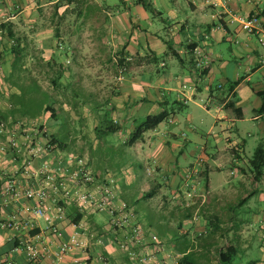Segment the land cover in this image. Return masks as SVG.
<instances>
[{
  "label": "crops",
  "instance_id": "1",
  "mask_svg": "<svg viewBox=\"0 0 264 264\" xmlns=\"http://www.w3.org/2000/svg\"><path fill=\"white\" fill-rule=\"evenodd\" d=\"M84 1L80 0L81 3H84ZM94 1L111 4L113 9L111 13L115 15L113 19L128 20L127 24L130 29L128 32H121L120 38L116 39V43L119 45V50L123 49L124 53L130 57V65L133 64L136 67L143 65L155 66L157 70L159 68L157 72L159 74L154 78V74L146 70L136 76L129 77L128 81L124 78L127 84L129 83L126 90H124V87L118 86L113 97V113L115 114L112 118L118 126L117 131L112 133L115 140L104 142L103 137L105 136L96 137L94 135L95 140L93 142L92 140L83 142V147L88 148V151H85L83 155L74 151V141L70 134L61 138L64 147H61L58 143H53L49 147L44 146V142L41 141L43 136L41 130L38 129V126L37 128L35 126L31 127L35 125L41 116L27 120L19 113L14 112V107L9 100L8 102L5 101V94L0 88V122L6 125L11 134L22 145V150L17 153L6 144V138L0 135V147L5 145V149L0 150V189L9 177L14 178L20 187H38L41 178L37 177L36 171L42 161L48 160L52 166H55L64 155H74L75 153V156L84 160L87 168L95 177L94 185L87 184L82 189L92 190L108 178L113 179L114 204L125 203L128 211H131L133 216H129L127 220L119 221L115 225L116 223L112 222L111 217L104 210L83 211L74 202L66 204L64 200L59 199L51 201L52 206L48 213L51 215L52 222L55 228L58 229L60 236L45 232L47 223L43 218L35 220V226L30 230V233H45L47 240L52 243L53 247L61 237L66 239L74 232L83 236L87 242V247L84 250H75L69 253L61 261V264H72L75 260L78 261L77 264H171L172 261L177 264L188 252H193L194 257L200 255V253H196L195 249L192 250L190 247L187 248L185 244L188 242L190 246L192 241L180 235L175 237V243L172 244L156 235L151 231L150 224L147 226V223L142 221L145 214L134 206V202H138V199L141 198L145 204L150 205L151 210L156 213L162 211L161 214L157 213V216L159 214V218L167 221V225L171 227L173 223L172 213L175 210H187L191 206L198 209L203 206L205 200H201L199 204H194L195 201L191 197H195V192L189 191L186 192V195L184 194V198L174 199L170 196L179 197L181 195L176 187L171 186V184L175 185L174 179L167 186L165 183L155 182L153 171L148 174L147 178L145 173L143 176H139L137 173V166L143 167L146 158L149 160L151 157H160L164 153V149H161L163 144L155 138L159 125L148 130L152 131V134H146V131L142 139L131 146L127 145L126 141L135 126V122H137V118L144 114L143 107L145 105L151 104L154 106L153 109L161 111L163 106L168 108L172 102H182L183 105H186L187 101H195L200 96L199 94L205 91L206 99L202 106L206 111H209L210 107L214 108L216 113L215 123L221 125V131H229L230 133L235 130L239 133L237 124L244 122L246 112L251 111V120L255 122L258 131L257 136L259 137L256 147L261 144L264 148V112L260 113L258 111L262 105V99L258 92L264 90V66L261 65L264 53L259 48L261 46L257 35L249 34L241 27L242 21L256 15L260 19L264 32V0ZM72 3L73 1L69 2L68 0H0V24L11 22L13 30L18 36L22 35L21 27L16 26V24L19 25L20 19H23L25 24H37L38 20L45 19L48 21L44 22L53 25L54 29H58L57 24L64 16H67V8ZM16 7L17 9H15ZM28 16H30V22H26L25 18ZM157 19L160 20V23L157 22ZM51 29L53 30V28ZM32 31L39 38L48 37V30L43 28L42 24H39V26L34 25ZM5 32L0 26V56H2L0 71L4 65L13 60L9 58L12 54L8 53L10 46L8 41L4 39ZM52 34L50 33V36ZM55 35L56 33H54ZM253 37L258 43L257 45L253 42ZM225 41H234L236 44V49L230 48L231 57L229 58L231 60L224 59L217 50H213V44ZM59 42L61 43V41ZM28 45L22 43L21 47L26 51ZM52 46L53 44L50 43L49 39L43 40L39 44L41 50L51 49ZM195 50H200L201 55L209 60L207 72L203 76L200 75L201 71L194 67ZM242 61H244V65L241 64ZM244 66L245 68L240 71V68ZM218 74L222 75L221 81L216 87H213L212 82ZM33 80L36 81L34 78ZM36 82L38 83L39 80ZM235 108H241L242 114L237 115ZM145 112H148V110ZM174 112L166 120L167 122L171 121L172 123L174 121ZM191 118L188 115L189 121H191ZM17 121H24L22 127L18 125L20 122ZM27 121H30L28 123L31 124L26 125ZM53 125H56L55 133L59 128L63 129L60 121H53ZM32 128L35 129V133L31 134L30 141H26V133L29 134L26 130ZM68 130L69 126L66 124L65 131ZM55 133L53 132V134ZM145 134L151 138L148 143H145L147 142ZM124 136L126 138H123ZM225 139L228 145L227 150L230 153L227 160L231 168H233V163L242 164V162H247L248 157H243L246 148V142L243 138L232 140L230 136H226ZM100 140L110 148H114L117 145L115 143L123 144L119 153L122 157H125V160L130 161V169L121 167V165L116 167L118 159L121 158L118 156L111 157L112 161H110L109 166H97L94 151ZM119 140L121 141L119 142ZM168 145L172 144L168 143ZM175 145L178 144H173V146ZM38 146L42 150L45 148V153L28 157L26 148H36ZM153 146L156 147L151 150ZM158 148L160 152L157 155ZM234 148L241 151V159L233 153L232 149ZM74 168L75 165L72 164L68 166L67 170L71 171ZM213 169L208 166L205 170L206 185L203 191L209 197L205 203L215 210L220 207L221 210L232 211V213L225 216V219L213 215L215 222L222 226L221 222L226 221L230 226L237 227L250 220L249 222H253L254 226L264 229V169L261 178L254 182L253 189L246 195L247 198L241 201L242 210L239 212H235L232 207L233 201L231 198L234 194L232 190L235 184L234 179L232 180V177L229 176L226 184H221L217 190H213L209 178V174ZM215 169L221 168L216 167ZM126 170H129V172ZM114 172L121 176L117 178ZM240 175L245 176L242 173ZM68 177V175H65L61 179L63 182L68 183ZM145 179L146 182L143 183ZM241 186L244 187L243 184ZM191 193H193V196ZM189 194L190 197H188ZM256 194L258 197H255ZM130 195H134L131 204L126 199ZM29 203L33 204V201L24 198L19 202L5 201L0 192V220L9 217L22 204ZM58 208H62V211L59 212ZM186 216H188L187 213L184 217ZM245 216L248 217L245 218ZM184 220L186 219L184 218ZM179 224L178 226H180ZM135 226L140 227L143 233L140 237V243L133 245L130 239L132 228ZM8 236V231L0 229V250L2 252L8 251L12 246V241L8 240ZM237 242L246 255L247 248L241 244L245 240L239 241L237 239ZM210 243L212 245L208 246L204 252L216 253L221 246L220 242L212 240ZM216 243L218 246L215 245ZM259 247L261 249L257 248V250L261 254L264 250L263 241L259 243ZM246 257V260L256 259L259 262L262 261L258 254L254 257L247 255ZM18 259L23 261L22 256H19ZM43 264H49V261H44Z\"/></svg>",
  "mask_w": 264,
  "mask_h": 264
},
{
  "label": "rangeland",
  "instance_id": "2",
  "mask_svg": "<svg viewBox=\"0 0 264 264\" xmlns=\"http://www.w3.org/2000/svg\"><path fill=\"white\" fill-rule=\"evenodd\" d=\"M10 5L12 4L10 3ZM111 11H113L111 4L98 3L94 0H85L84 3H81L80 0H74L72 5L67 8V16H64L60 23L57 24L58 29H54L53 25L51 26L49 23H46L48 20L45 19L38 20L37 24H25V21L20 19L19 25L16 24L22 30V35H19V37L22 39V43L29 45L26 51H24L25 56L22 59L24 65H20L19 62L17 65L23 70L20 72L21 76L27 80L21 78L19 81V75H14L15 70L12 71L13 61L4 65L0 71V77L3 76L0 78V88L5 94V101L8 102L9 100L11 102L17 96L26 95L29 101L23 109L28 110L31 114L41 110L42 100L50 101L48 96L41 98L42 92H40L36 84H33L30 80L28 81L29 78H34L36 81L39 80L38 84L41 89L50 94L51 101L52 99L55 101L54 107L64 115H68L67 124L69 126L70 137L74 141L73 149L80 154L82 153V155L85 151H88V148L83 147V142L89 140L93 142L95 140L94 125L97 119L103 115V111L99 107L107 102L109 109L111 106H114L113 97L118 86H122L126 90V86L129 84H127L128 78L146 70L154 74V78L159 74L157 73L159 70L155 66L148 67L143 65L136 67L133 64L126 68L118 66L117 59L120 48L116 43V39L120 38L121 32H128L130 28L127 24V19H113L115 15ZM29 17L25 18L26 22H30ZM157 22L160 23V20L157 19ZM32 24L38 26L42 24V27L48 30V37L39 38L32 31L34 28ZM56 32H58V36H54ZM50 33H53V36H50ZM4 39L8 41L6 36ZM48 39L53 44L52 48L41 50L39 47L40 42ZM252 40L256 45L258 44L254 37ZM230 48L236 49L234 41L213 44V50H217L224 59H230ZM53 57H55L56 61L51 62V58ZM9 58L12 60L13 55L9 56ZM243 62L241 64L244 65ZM60 65L63 66L62 71ZM244 68L245 66L241 67L240 71ZM60 73L62 74L60 75ZM56 75H59L60 78L57 87L52 83V79ZM221 78L222 75L220 74L214 78L212 82L213 87L219 84ZM15 82H17L16 87L13 84ZM75 92L76 97L74 96ZM155 94L157 95L156 92ZM199 95L195 101H187L186 105L180 106L178 103L172 102L173 105L170 104L168 106V109H172L173 107L175 111L174 121L172 123L171 121H163L159 124L155 137L163 144L161 149H164V153L160 157H151L149 160L146 158L143 167L137 164L139 167L137 166L136 169L139 176H143L145 173L146 178L153 171L155 182L165 183L167 186L174 179L175 185L171 184V186L173 188L176 187L181 195L179 197H170L182 199L186 195V192H195V197H191L195 201L194 204H199L204 199L203 206L198 209L191 206L187 210H175L172 213L173 223L171 227L167 225V221L159 218V214L162 211H158L157 213L159 214L157 216V213L150 209V205L145 204L141 198L138 199V202H134V206L145 214L142 221L147 223V226L150 224L151 231L162 237L164 241L171 244L175 243L174 240L177 235L192 241L189 247L192 250L195 249L196 253H200V255L195 256L199 264H216V253L209 252L210 250L208 251L209 253H206L204 252L205 248L202 246H206L212 240H217L223 246L226 239L232 240L235 238L239 241L245 240L241 244L244 247L246 246L247 256L254 257L258 254L262 259L259 264H264V250L261 254L257 250V248L261 249L259 243L261 241L264 242V229L256 225L254 226L253 222H249L250 220L237 227L230 226L229 223L224 221L221 222L222 226L219 225L220 228L214 229V225L212 224L215 222L213 215H218L225 219V216L232 213V211H224L220 207L216 210L211 208L209 204L205 203L209 197L203 191L206 185L205 170L210 166L214 168L209 174L213 190H217L221 184H226L229 176L230 178L232 177V180L234 179L235 184L232 188L234 194L231 198L233 201L232 207L235 212L242 210L241 201L251 192L255 180L242 176L234 167L231 168L227 160L230 153L227 150L228 145L225 137L230 136L232 140H241L243 138L246 142L243 157L250 158L256 148V142L259 140L255 122L251 120L252 113L251 111H247L246 120L237 124L239 133L235 130H232L230 133L229 131H221V125L215 123L216 113L214 108L210 107V110L206 111L202 106L206 99V92L203 91ZM95 105L99 111H95ZM153 107L151 104L145 105L143 107L144 114L137 118L135 124L140 123L147 114H154L159 111L153 109ZM147 110L148 112H145ZM114 114L113 112L111 113L112 116ZM188 115L192 117L191 121H189ZM28 122L30 121H27L26 125L31 124ZM23 123L24 121L18 125L22 127ZM40 124L44 126V129H40ZM34 126L36 128L38 126V129L41 130V134L43 135L41 141L46 146L50 137H45L44 134L50 135L53 132L55 133L56 130V125H53V120L50 119L49 113L42 114L41 118L31 127ZM62 127L63 129L59 128L58 132L62 130V133L65 134L66 123ZM146 134H152V131H147ZM103 138L104 142L115 140L112 133ZM123 138L126 137L124 136ZM145 140L147 141L145 143H148L151 138L146 136ZM104 142L100 140L99 145L94 151L97 166H109L110 161H112L111 157L118 156L121 158L118 159L116 167L121 165V167L130 169V161L125 160V157H122L119 153L123 144L115 143L117 145L114 148H110L108 145L105 146ZM168 143L172 145H168ZM173 144L178 145L173 146ZM155 147L153 146L151 150ZM159 152L158 148L156 154L158 155ZM216 167H220L221 169H215ZM126 171L129 172V170ZM130 173L132 172L130 171ZM114 174L117 178L121 176L115 172ZM144 182H146V179ZM191 195L189 194L188 197ZM133 197L134 195H130L126 198L130 204L133 203ZM255 197H258V195L256 194ZM186 213L188 216L184 217ZM239 214L241 215L242 213ZM130 215L133 216V213ZM247 217L245 216V218ZM178 223H180V226H178ZM182 230H185V233ZM138 231V237L140 238L143 232L140 227ZM215 245L218 246L217 243ZM206 255L211 257V259H207ZM246 255L241 250L240 256L244 261L247 259ZM171 264H175L174 261Z\"/></svg>",
  "mask_w": 264,
  "mask_h": 264
},
{
  "label": "built area",
  "instance_id": "3",
  "mask_svg": "<svg viewBox=\"0 0 264 264\" xmlns=\"http://www.w3.org/2000/svg\"><path fill=\"white\" fill-rule=\"evenodd\" d=\"M241 27L247 33L257 35L264 53V32L259 17L253 15L245 19L241 22ZM194 54L195 66L198 70L208 64V58L202 56L200 50H195ZM261 65L264 66V58L261 59ZM26 132L29 134L26 133L25 140L30 141L31 134L35 133V129L32 128ZM0 135L6 138V144L17 153L22 150L21 143L1 122ZM4 149L5 145L0 147L1 151ZM26 153L28 157L42 155L45 153V148L43 150L39 146L26 148ZM72 164L75 165V168L68 171V166ZM36 175L41 178L38 187H20L14 178L9 177L0 189L5 201L19 202L23 198L33 201V204H22L9 217L0 220V229L8 231V240L12 241V246L8 251L0 250V264H43L44 261H49V264H61V261L69 253L75 250H84L87 247L85 238L77 232L70 234L66 239L61 237L54 247L47 240L45 233H30V230L35 226V220L43 218L47 223L45 232L60 236L48 213L51 210V201L62 199L66 204L74 202L83 211L104 210L111 217L112 222L116 223L115 225L119 221L127 220L132 214L128 211L125 203L114 204L113 179L108 178L92 190L82 189L87 184L94 185L95 177L81 157L72 154L63 156L55 166H52L48 160H44L37 169ZM65 175L69 176L68 183L61 179ZM58 211L61 212L62 208H58ZM131 235L130 242L133 245L140 241L137 226L132 228ZM17 256H22L23 261L19 260ZM77 262L75 260L72 264H77Z\"/></svg>",
  "mask_w": 264,
  "mask_h": 264
},
{
  "label": "trees",
  "instance_id": "4",
  "mask_svg": "<svg viewBox=\"0 0 264 264\" xmlns=\"http://www.w3.org/2000/svg\"><path fill=\"white\" fill-rule=\"evenodd\" d=\"M68 1L71 2L74 0H68ZM0 26L6 31L5 36L8 38V42H10L9 43L10 49H9L8 53H11L13 55L12 71L15 70L14 75H16V76L19 75V81L21 80V78H23L24 80H27L23 76H21L20 72L23 70H22V68H19V66L17 65L18 62L20 63V65H22V64L24 65V63L22 62V59H23V56H25V54H24L25 52H24L23 47H21L22 39L19 36H17L16 33L14 32L11 22L2 23V24H0ZM57 34L58 33L56 32V36H58ZM129 58L130 57L124 53L123 49L119 50V56L117 59L118 66L120 68L128 67L131 63ZM51 59H52L51 62L56 61L54 57ZM60 67H61V71H62L63 66L60 65ZM194 67H196L195 63H194ZM207 69H208L207 65L204 66L203 68L199 69V71H201L200 75L203 76L207 72ZM158 70H159V68H158ZM61 74L62 73H60V75ZM59 79H60L59 75H56L52 79V83L56 87L59 85ZM29 80L32 81L33 84H36V86L39 88L40 92H42L41 98H43L44 96H48L50 101L47 102L48 100L47 101L42 100L41 110H39L36 113L31 114V113H29L28 110L26 111L23 109L25 106H27V103L29 101V99H27L26 95L25 96H22V95L17 96L16 99H12V101H11V105L14 107L13 111L19 113L21 116H23L27 120H31V119H34L36 117H40L42 114L44 115L45 113H49V117L53 121H60V123H62L63 125H65V123L67 124L68 115L67 116L64 115L63 113H61V111H59L56 107H54L55 101H53V99L51 101L50 94L46 91H43L41 89V87L39 86V84L36 81H34L33 79L29 78L28 81ZM13 84L16 87L17 82H15ZM258 94L262 99V105L258 109V111L260 113H263L264 112V90L259 91ZM27 96H28V94H27ZM74 96L76 97V92L74 93ZM160 103H162V102H160ZM174 103H176V102H174ZM178 104L180 106L183 105L182 102H179ZM96 105H95V107H96ZM101 107H99V109H102L103 115L97 119L95 127H94V132H95L96 137L106 136L108 134H111V133L117 131V129H118V126L116 125V123L113 120L112 115H111V113L114 111V106H111V108L109 109L108 108L109 107L108 102H107ZM99 109H97V107H96L95 111H99ZM235 111H236L237 115L242 114L241 108H235ZM173 112H174L173 107H172V109H168L167 107L163 106L161 111H159L158 113L146 115L140 121V123L135 124V126L133 127V130L128 135V139L126 141V144L129 146L135 144L137 141L142 139V136L146 131L154 129L161 122L168 120L169 116ZM40 129L41 130L44 129V126L41 125ZM62 134H63L62 130H60L59 132L57 131L53 135L52 134H50V135L45 134V137L46 136L48 138L50 137V140L47 142L46 146L49 147L53 143H58L61 145V147H64L62 145V139L61 138H63L64 135L67 137V135H69V130L65 131V134H63V135ZM61 135H62V137H61ZM232 151L236 155V157L241 159V155H240L241 151L238 148H234V149H232ZM65 156L66 155H64V157ZM232 166L238 172L247 176V178H250V179L255 180V181L259 180L263 174V169H264V148H263V146L261 144H259L254 149L251 157L248 158L247 162L242 163V164L241 163H239V164L233 163ZM246 198H247V196L245 198H243V200ZM212 224L214 225L213 226L214 229L220 228V226L217 222H213ZM182 231L185 233V230H182ZM185 245L187 248L189 247L188 242ZM210 245H212V243H208L206 246H202V245L201 246L206 249ZM240 252H241V249L238 245L236 238L232 239V240L226 239L224 245L220 246L219 249L216 251V255H215L216 264H259V261L256 259H249V260L244 261L242 259V257L240 256ZM206 258L211 259V257H209L208 255H206ZM177 264H199V263L196 260V258L194 257V253L188 252L186 256H184L183 258H181L178 261Z\"/></svg>",
  "mask_w": 264,
  "mask_h": 264
}]
</instances>
